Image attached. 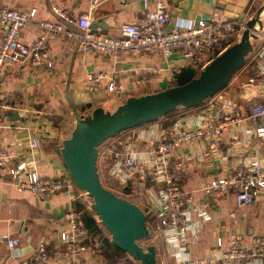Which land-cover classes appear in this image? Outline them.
<instances>
[{
    "label": "built area",
    "instance_id": "2783aa9c",
    "mask_svg": "<svg viewBox=\"0 0 264 264\" xmlns=\"http://www.w3.org/2000/svg\"><path fill=\"white\" fill-rule=\"evenodd\" d=\"M103 0H88L90 7L98 6ZM145 11V20L121 25L118 36H108L94 32L90 27L88 15L75 19L79 32L73 34L74 42L83 54L105 53L117 59L121 55H141L159 52L172 73V78L180 75L184 69L200 72L205 65L220 55L230 44L236 41L256 0H249L243 14L229 11L220 3H215L206 19L191 21L187 25L168 27L170 14L166 0H141ZM55 20H36V9L28 12L0 8V78L6 65L21 68L54 67V60L45 47L49 38H59L66 33L63 21L72 22L59 8ZM34 24L41 35L29 44L19 40L20 30ZM264 27L257 29V48L247 56V61L238 73L252 66L254 72L247 78V84L259 85L264 91ZM232 41V39H234ZM232 41V42H231ZM253 48L255 47L254 44ZM163 67L152 68L158 73ZM141 72L143 70L141 69ZM102 75H87L88 88H95ZM227 85L205 99L199 106L196 117L184 115L180 121L168 128L161 129L151 136L140 134L137 138L123 130L110 142L98 146L97 171L102 184L116 192L139 190L146 200V207L152 215V221L146 225L157 232L171 251L175 264H264V236L253 235L248 243H242L235 232H229L226 241L216 238L218 250L205 257H192L187 249L189 237H194L203 221L209 218L203 206L215 202L223 196H230L237 207L253 202L264 191V164L255 156L242 158L232 149L224 146L221 136L226 130L236 131L234 127L247 125L249 132L258 141L264 142V101L252 103L240 110L233 100V92ZM106 91L112 95L122 93V85L110 80ZM4 105L0 102V110ZM128 130V129H127ZM104 144V145H103ZM196 144L200 147L198 161L209 159L218 173L206 179L199 191L203 202L196 207L198 220L192 219L194 191L184 188L185 171L184 147ZM233 144H239L234 140ZM30 149L39 145L36 136L30 137ZM103 145V146H102ZM235 156V164L222 171L220 167ZM9 175L24 173L25 180L14 184L20 191H26L38 198L52 197L75 188L69 173L62 176L44 177L29 168L26 162H11L9 154L0 146V171ZM105 177L107 184H104ZM110 185V186H108ZM79 190L77 196L87 200L88 196ZM89 203V202H88ZM90 204V203H89ZM65 227L59 231L62 242L60 264H80L81 254L94 246L81 213L71 204L63 215ZM149 224V225H148ZM8 247L14 251V239L7 238ZM50 258L46 240L38 242L31 257L22 264H44Z\"/></svg>",
    "mask_w": 264,
    "mask_h": 264
},
{
    "label": "crops",
    "instance_id": "0c3cea01",
    "mask_svg": "<svg viewBox=\"0 0 264 264\" xmlns=\"http://www.w3.org/2000/svg\"><path fill=\"white\" fill-rule=\"evenodd\" d=\"M215 3L243 14L249 0H166L170 14L168 27L188 26L191 21L208 18ZM3 7L24 12L35 8L37 21L55 20L58 14L54 9L59 8L68 19H73L72 22L65 20L64 35L46 41L45 47L54 60L52 69L6 65L0 78V102L4 105L0 110V146L9 154L11 162H26L41 176H62L68 172L60 154L62 141L75 127L74 114L70 120L73 109L66 96L67 81L70 96L81 115H89L97 107L112 112L130 97L155 93L174 85L172 73L159 52L124 54L114 59L99 52L83 54L74 42L78 16L88 15L90 25L111 17L105 29L97 27L92 30L118 36L122 24L145 20L141 0H103L96 7H90L88 0H0V8ZM40 35L41 30L31 24L20 30L19 40L29 44ZM156 67H163V70L153 73L151 69ZM88 74L102 75L95 88L87 87ZM110 80L122 85L121 94L115 96L106 91ZM235 80L236 76L230 83L233 100L242 110L249 104L264 101V91L259 85L244 84L245 79L241 83H235ZM198 109L187 108L183 113L164 116L125 132L134 140L140 134H158L161 129L175 125L184 115L196 117ZM242 126L234 127L236 131L226 130L221 136L222 143L231 145L242 158L255 156L264 164V142L245 132L247 125L244 130ZM31 136H36L39 142L33 150L29 145ZM234 140L239 144H233ZM199 151L200 147L193 144L191 148L184 147L181 154L185 160L184 188L194 191L193 210L204 200L199 191L202 183L219 172V169L212 168L209 159L204 163L198 161ZM235 160V156L228 157L220 170L230 168ZM24 180V173L16 179L6 171H0V264L24 263L42 240L47 241L50 250V258L44 264H60L64 260L59 238V231L65 227L63 215L79 194V189L75 187L69 192L38 198L17 189L14 183ZM142 199L146 207V200ZM203 209L209 218L202 222L194 237H189L187 249L192 257H205L216 252V238L221 236L226 241L229 232H235L242 243H248L253 235L264 236V191L252 203L241 207H237L230 196H223L209 202ZM198 218L197 210L192 211V219L196 221ZM155 237L150 235L155 247V264H175L164 241ZM7 238L14 239V251L8 247ZM80 264L111 263L103 258L94 244L81 254Z\"/></svg>",
    "mask_w": 264,
    "mask_h": 264
},
{
    "label": "water",
    "instance_id": "95a60500",
    "mask_svg": "<svg viewBox=\"0 0 264 264\" xmlns=\"http://www.w3.org/2000/svg\"><path fill=\"white\" fill-rule=\"evenodd\" d=\"M263 11L264 3L247 20L240 37L205 65L197 76L182 85L130 97L112 112L97 107L91 114L81 115L70 96L67 81L66 96L73 109L75 127L62 141L60 154L64 165L76 188L91 198L90 208L109 232L111 242L141 264L156 263L154 245L143 248L138 243L150 237L146 215L137 204L102 184L97 171L98 146L123 130L154 122L178 107H197L223 89L252 52L256 28L263 25L260 17ZM110 20L111 17L94 22L90 27L105 29ZM76 32H79L78 28ZM20 174L17 173L15 178L18 179Z\"/></svg>",
    "mask_w": 264,
    "mask_h": 264
},
{
    "label": "trees",
    "instance_id": "16d2710c",
    "mask_svg": "<svg viewBox=\"0 0 264 264\" xmlns=\"http://www.w3.org/2000/svg\"><path fill=\"white\" fill-rule=\"evenodd\" d=\"M234 40L235 38L232 39V41ZM246 61H247V58H246ZM239 71H237L236 73H238ZM253 72H254V69L252 68V66H249L245 73L249 77L253 74ZM196 74H197V71L184 69L180 75L175 77V81L177 80V83H175L173 86L182 85L188 82L189 80L194 78ZM183 108L187 109V107H183ZM176 109L163 115V117L169 116L175 113ZM125 191H128V190H125ZM72 204H73V208L76 211L81 213L82 220L85 223V227L87 229L89 236L92 239H94V244H96L97 249L100 251V253L102 254L105 260H107L111 264H117L120 260H124L126 264H135V262L133 261L135 259L131 255H129L126 251H123L120 248H118L117 245L113 244L111 242L110 235L108 236L104 234V231L101 228L103 225L96 217L94 211L91 210L90 204L86 200H84L82 197L76 196ZM142 210L144 211V209ZM144 213L146 215V220L152 221L153 219L152 215L151 213L148 212L147 209L144 211Z\"/></svg>",
    "mask_w": 264,
    "mask_h": 264
},
{
    "label": "rangeland",
    "instance_id": "374dc122",
    "mask_svg": "<svg viewBox=\"0 0 264 264\" xmlns=\"http://www.w3.org/2000/svg\"><path fill=\"white\" fill-rule=\"evenodd\" d=\"M264 3V0H256L255 2H254V4H253V7L251 8V10H250V17H252L253 15H254V13L256 12V10L262 5ZM261 20H262V24H263V27H264V13L263 14H261ZM257 29H259V28H257ZM264 31V30H263ZM257 43L258 42H256L255 40H252V44H254V46L255 45H257ZM257 47L255 46L253 49L255 50ZM246 70L245 71H243L242 73H236L232 78H234L235 76H236V80H235V83H241L242 81H243V79H245V82H244V84H247V76H246ZM198 73L199 72H197V74L195 75V76H197L198 75ZM232 80H234V79H232ZM174 84L175 83H177V80L176 81H174L173 82ZM244 85L242 84V87H243ZM238 107H239V105H238ZM185 109L186 108H183V107H178V109H176V112L175 113H183V112H185ZM239 109L242 111V108L241 107H239ZM71 110V109H70ZM175 113H173L172 115H175ZM70 120H72V118H73V113L70 115ZM159 119H161V118H159ZM111 140V139H110ZM110 140L109 139H107V140H105L103 143H105V144H107V143H109L110 142ZM104 145V144H103ZM102 145V146H103ZM102 181L104 182L105 181V177H102ZM104 184H107L106 182H104ZM108 186H110V185H108ZM111 187V186H110ZM112 188V187H111ZM112 189H115L116 190V192H115V194L116 195H118V196H120V197H123V198H125V199H127V200H129V201H131V202H133V203H135V204H137L138 206H140L142 209H144V211L146 210V207H145V205H143L142 204V202H143V199H142V193H140V191L139 190H133L132 191V193L130 192V191H119L118 189H116L115 187L114 188H112ZM81 191V190H80ZM84 193V192H83ZM87 200H88V202L90 203L91 202V198H87ZM97 219V218H96ZM101 225V224H100ZM149 225V224H148ZM102 228V230L104 231V234L105 235H110L108 232H107V230L102 226L101 227ZM150 229H151V236L152 237H155V236H157V232L153 229V227H150ZM155 239H156V237H155ZM157 240H155L154 242H156ZM138 243L143 247V248H146L148 245H151V244H154L153 243V240L149 237L148 239H141V240H139L138 241ZM132 259V258H131ZM134 262H135V264H141L140 263V261H138V260H133ZM119 264H126L125 263V261L124 260H120L119 262H118Z\"/></svg>",
    "mask_w": 264,
    "mask_h": 264
},
{
    "label": "bare ground",
    "instance_id": "6f19581e",
    "mask_svg": "<svg viewBox=\"0 0 264 264\" xmlns=\"http://www.w3.org/2000/svg\"><path fill=\"white\" fill-rule=\"evenodd\" d=\"M264 13V11L262 12V14Z\"/></svg>",
    "mask_w": 264,
    "mask_h": 264
}]
</instances>
